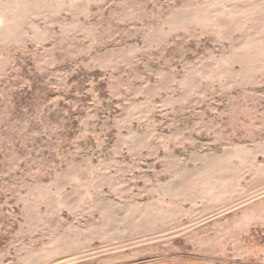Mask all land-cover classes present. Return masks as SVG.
Instances as JSON below:
<instances>
[{
    "label": "rangeland",
    "instance_id": "374dc122",
    "mask_svg": "<svg viewBox=\"0 0 264 264\" xmlns=\"http://www.w3.org/2000/svg\"><path fill=\"white\" fill-rule=\"evenodd\" d=\"M0 264H264V0H0Z\"/></svg>",
    "mask_w": 264,
    "mask_h": 264
}]
</instances>
